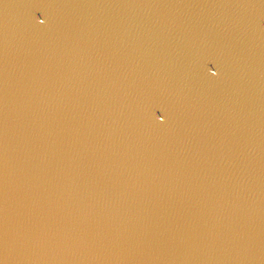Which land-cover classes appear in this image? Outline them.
Masks as SVG:
<instances>
[{
	"label": "water",
	"instance_id": "obj_1",
	"mask_svg": "<svg viewBox=\"0 0 264 264\" xmlns=\"http://www.w3.org/2000/svg\"><path fill=\"white\" fill-rule=\"evenodd\" d=\"M0 264H264V0H0Z\"/></svg>",
	"mask_w": 264,
	"mask_h": 264
}]
</instances>
